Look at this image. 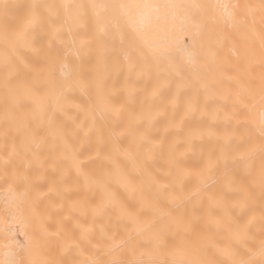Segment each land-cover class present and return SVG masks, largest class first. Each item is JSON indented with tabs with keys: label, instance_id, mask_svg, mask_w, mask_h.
<instances>
[{
	"label": "snow or ice",
	"instance_id": "1",
	"mask_svg": "<svg viewBox=\"0 0 264 264\" xmlns=\"http://www.w3.org/2000/svg\"><path fill=\"white\" fill-rule=\"evenodd\" d=\"M0 264H264V0H0Z\"/></svg>",
	"mask_w": 264,
	"mask_h": 264
},
{
	"label": "bare ground",
	"instance_id": "2",
	"mask_svg": "<svg viewBox=\"0 0 264 264\" xmlns=\"http://www.w3.org/2000/svg\"><path fill=\"white\" fill-rule=\"evenodd\" d=\"M17 238H18V239H23V237H22V236H18Z\"/></svg>",
	"mask_w": 264,
	"mask_h": 264
}]
</instances>
